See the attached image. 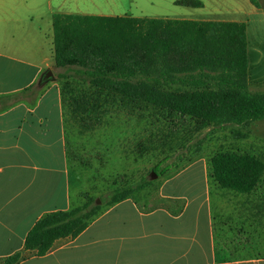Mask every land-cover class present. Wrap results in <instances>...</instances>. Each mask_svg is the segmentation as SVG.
<instances>
[{"label":"rangeland","instance_id":"obj_1","mask_svg":"<svg viewBox=\"0 0 264 264\" xmlns=\"http://www.w3.org/2000/svg\"><path fill=\"white\" fill-rule=\"evenodd\" d=\"M174 1L0 0V88L22 84L32 67L41 66L42 74L48 70L43 64L46 60L52 62L54 14L85 12L116 17L248 22L249 82L256 92H264V0H254L259 8L256 14L250 0H199L203 7L195 9L175 6ZM16 67L24 72L13 74ZM53 71L58 73L55 68ZM60 71L75 88L73 95L90 101V77L76 70ZM254 83L259 86L253 87ZM100 98L103 108L90 119L85 117L86 124L69 110L65 113L72 208L82 205L85 195L99 200L100 206L114 190L134 187L143 181L149 184L132 196L137 204L146 209L164 205L166 202L156 195L165 178L179 174L196 160L208 163L221 151H248L264 161V119L241 126L211 125L195 131L189 121L172 124L151 108L136 107L118 97ZM185 171L177 176L174 188L192 194L197 184L203 183L202 168L197 165ZM151 174L156 177L151 179ZM207 185L217 248L221 246L219 239H235L240 242L223 246L239 256L264 258V177L257 191L250 195L221 190L208 178Z\"/></svg>","mask_w":264,"mask_h":264},{"label":"trees","instance_id":"obj_2","mask_svg":"<svg viewBox=\"0 0 264 264\" xmlns=\"http://www.w3.org/2000/svg\"><path fill=\"white\" fill-rule=\"evenodd\" d=\"M174 5L203 7L199 0H176ZM52 29L54 67L87 74L93 90L90 101H84L73 95L68 76L59 74L63 119L69 110L86 124L85 117L90 119L103 108L102 95L151 108L172 124L189 121L195 131L264 119V92H252L248 86L242 22L57 13ZM263 177L264 161L248 151H221L207 163V178L238 195L256 192ZM148 184L116 189L100 206L85 195L80 206L43 215L25 236L22 251L45 256L56 241L75 239L105 208L131 198ZM23 259L22 252H16L2 264Z\"/></svg>","mask_w":264,"mask_h":264},{"label":"crops","instance_id":"obj_3","mask_svg":"<svg viewBox=\"0 0 264 264\" xmlns=\"http://www.w3.org/2000/svg\"><path fill=\"white\" fill-rule=\"evenodd\" d=\"M258 9L255 6V14ZM228 21L246 25L247 41L248 22ZM248 48L247 43V54ZM51 56L52 62L46 60L43 65L52 71L53 81L39 86L43 70L37 66L22 84L0 88V264L16 252L24 257L18 264H264V258L239 256L223 246L240 242L235 239L223 237L217 248L203 159L165 178L156 196L166 204L146 209L131 197L105 208L75 239L56 241L45 256L23 252L25 236L38 219L72 208L57 79L63 69L54 67L53 47ZM19 72L24 70L16 67L13 74ZM250 84L248 68V86L256 92ZM197 165L202 168L203 183L192 194L178 192L174 188L177 176Z\"/></svg>","mask_w":264,"mask_h":264},{"label":"water","instance_id":"obj_4","mask_svg":"<svg viewBox=\"0 0 264 264\" xmlns=\"http://www.w3.org/2000/svg\"><path fill=\"white\" fill-rule=\"evenodd\" d=\"M54 80V76H53V73L50 69H48L47 71H45L39 81H38V85L39 86H43L45 85L46 83H48L49 81H53ZM156 176L154 174H151V179H154ZM99 200L96 201V204L98 205L99 204Z\"/></svg>","mask_w":264,"mask_h":264}]
</instances>
